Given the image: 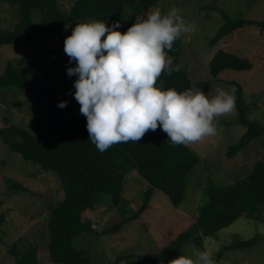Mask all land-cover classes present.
<instances>
[{
	"label": "rangeland",
	"instance_id": "1",
	"mask_svg": "<svg viewBox=\"0 0 264 264\" xmlns=\"http://www.w3.org/2000/svg\"><path fill=\"white\" fill-rule=\"evenodd\" d=\"M76 1L57 0V7L62 13H67ZM173 7L179 10L186 22L195 25L193 33L180 37L182 46L177 64V68L187 72L191 89H195L197 82L206 80L210 84L206 94L214 95L217 88L227 90L231 87L230 81L238 82L243 88L247 119L263 125L264 30L255 25H244L214 45L210 44V39L225 21L220 11L232 20L264 21V0H159L136 19L156 8L167 13ZM129 12L130 8L125 6L116 13L98 18H81L42 39L1 44L0 73L8 61L29 76L44 72L51 64L64 67L70 63L64 52V42L77 23L105 20L111 26L113 21H119L121 27L117 30L125 32ZM40 20V11L32 9V25L37 26ZM18 21L17 4L0 0V31L11 30ZM219 49L248 58L252 68H226L213 77L209 61ZM71 62L75 67L76 62ZM77 79L76 75L59 73L46 85L62 94L67 87L74 86ZM80 107L76 99L72 100L65 108L64 118H70L80 111ZM41 120L43 111L31 102L29 94L20 90H0V125L13 123L34 132L32 123ZM217 128V135L189 146L198 160L188 173L185 197L179 206H174L164 192L155 190L147 196L146 206L137 218L104 233L143 204L147 182L132 169L125 174L119 205L112 203L110 195H105L93 209L83 212L82 218L90 223L93 230L76 236L74 246L84 252L91 264H150L148 256L159 252L194 222L207 199L210 184H230L247 175L257 161L264 162V134L232 157L227 156L228 146L236 144L246 131V127L238 122L236 108L233 114L217 118ZM13 184L22 188H13ZM62 197L63 191L55 173L25 160L0 139V264H13L16 256L29 249L35 250L38 264H60L54 262L48 253L46 222L51 208ZM250 238H254L252 243L234 247ZM201 239L204 249L210 250L213 256L221 251L216 264H264V220L240 216L228 226ZM187 243L183 248L184 254L188 246L196 248L194 241Z\"/></svg>",
	"mask_w": 264,
	"mask_h": 264
},
{
	"label": "trees",
	"instance_id": "2",
	"mask_svg": "<svg viewBox=\"0 0 264 264\" xmlns=\"http://www.w3.org/2000/svg\"><path fill=\"white\" fill-rule=\"evenodd\" d=\"M7 1L17 4L19 21L11 30L0 31V45L42 39L81 18H98L128 6L130 12L126 20V32L135 23L137 15L159 0H77L67 13L59 10L57 0ZM34 8L41 13L37 26L31 23V10ZM220 12L225 21L210 39L211 45L244 25H255L264 30V21L244 18L232 20L224 11ZM181 46L182 39L179 38L168 53L172 58L173 68H177ZM74 65V62L64 67L51 64L44 72L29 76L8 61L0 73V90H20L29 94L31 102L39 110L42 109L43 120L32 123L34 132L13 123L0 125V139L25 160L37 164L45 171H52L59 179L63 197L51 208L46 222L51 259L60 264H91L84 252L78 250L73 243L79 234L93 230L90 223L82 218L84 211L93 209L105 195H110L112 203L119 205L125 174L132 169L147 182L143 204L128 218L104 230V233L112 232L122 223L137 218L146 206L147 196L155 190L164 192L174 206H179L185 197L188 173L198 159L189 146L173 145L168 141L167 133L160 127L156 131L147 132L139 142L118 143L100 152L89 140L87 117L78 111L66 119V107H58L61 101H66L68 105L75 99V87H67L61 94L46 85L48 80L59 73L65 76L68 68ZM252 66L248 58L223 49L217 50L209 61L213 77H217L226 68L250 70ZM178 69L171 75L163 73L157 83H162L165 89L175 88L181 92L190 89L187 72ZM229 84L236 89L238 122L246 127L239 141L227 148V156L232 157L256 137L264 134V124L247 119L242 85L235 81H230ZM195 89L206 93L210 84L206 80L199 81L195 84ZM12 187L22 188L16 184ZM240 216L264 220L263 161H257L247 175L230 184H210L207 187V199L194 222L159 252L148 256L150 264H168V261L184 254V245L191 240L197 249L205 250L202 236L217 232ZM1 218L2 214L0 222ZM253 241L254 238H250L234 247H243ZM220 257L221 251L213 256L215 264ZM13 264H38L35 250L29 249L16 256Z\"/></svg>",
	"mask_w": 264,
	"mask_h": 264
},
{
	"label": "clouds",
	"instance_id": "3",
	"mask_svg": "<svg viewBox=\"0 0 264 264\" xmlns=\"http://www.w3.org/2000/svg\"><path fill=\"white\" fill-rule=\"evenodd\" d=\"M119 21L77 23L64 42V52L75 67L68 75L78 76L74 87L80 112L87 117L89 140L100 152L118 143L139 142L158 127L173 145L191 146L217 135V118L236 108L235 86L217 88L214 95L202 90L177 91L158 84L163 73L171 75L168 53L174 42L195 31L173 7L159 8L121 32ZM67 106L61 101L58 107ZM168 264H215L210 250L188 246L186 254Z\"/></svg>",
	"mask_w": 264,
	"mask_h": 264
}]
</instances>
